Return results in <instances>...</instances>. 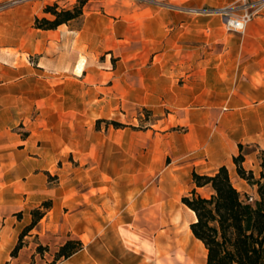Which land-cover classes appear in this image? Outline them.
<instances>
[{"label":"crops","instance_id":"1","mask_svg":"<svg viewBox=\"0 0 264 264\" xmlns=\"http://www.w3.org/2000/svg\"><path fill=\"white\" fill-rule=\"evenodd\" d=\"M90 1L83 7L79 25L64 23L43 30L32 24L34 32L20 37L21 41L31 40V46L34 42L32 53L37 52V61L35 66L27 62L12 67L10 78L0 82V119L20 117L30 102L38 101L44 84L41 74L48 68L59 74L57 87H70L77 75H87V63L106 53L115 58L110 71L117 72L119 85L136 97L134 102L179 108L178 117L186 128L169 134L166 150L172 162L157 183L145 186L132 177L127 185L117 182L89 197L79 194L66 199L72 191H66L62 183L50 187L44 176L37 177L38 183L34 177L21 175L22 148L16 149V155L13 150L0 151V264H28L32 260L41 264L40 260H46L36 251L39 244L54 253L68 239L80 240L82 247L54 264H206V248L190 229L195 213L181 197L194 188L209 197L210 186L197 187L192 172L213 174L225 165L241 195L250 191L253 199L258 198L257 186L238 176L233 157L241 144L243 167L260 176L264 13L243 31L222 35L221 19H206L199 10L230 7L236 0ZM47 37H57L53 39L55 46L45 41ZM43 46L50 57L42 55ZM82 54L84 66L76 73ZM107 61L105 58L106 67ZM60 96L63 102L75 99L71 93ZM172 115L177 116L175 112ZM5 126H0V133ZM253 145L256 150L244 151ZM8 153L13 155V165L6 162ZM146 163L149 168L156 167L153 160ZM10 168L18 170L12 173ZM19 180L30 202L28 212L20 218L14 209L19 205L18 192L12 186ZM46 200L51 201V208L23 235V246L12 255L22 230L32 220L30 211Z\"/></svg>","mask_w":264,"mask_h":264},{"label":"rangeland","instance_id":"2","mask_svg":"<svg viewBox=\"0 0 264 264\" xmlns=\"http://www.w3.org/2000/svg\"><path fill=\"white\" fill-rule=\"evenodd\" d=\"M54 1L67 7L76 0H0V82L10 78L12 67L18 68L27 62L35 66L37 52L32 53L34 42L31 46V40L24 38L21 41L20 37L34 32V15L50 17L42 14V9ZM94 1L99 0L90 2ZM215 9L204 8L199 12L206 19L214 17L220 21ZM263 13L264 7L261 6L254 18ZM72 24L77 26L80 20ZM219 25L222 35L230 32L222 21ZM55 38L57 40V37H47L45 41H51L48 44L55 46ZM43 47L42 55L50 57L47 47ZM81 58L84 54L79 55ZM105 58L109 60L108 67L104 66ZM114 62L115 58L106 53L99 54L94 63L85 65L87 75H77L75 84L66 88L57 87L59 74L48 68L41 74L44 84L39 88L38 101L30 102L20 117L0 119V126L6 124L0 133V151L13 150L16 155V149L22 148L24 155L19 161L23 166L18 168L21 175L34 177L37 181L44 176L50 187L62 183L66 191H72L66 199L79 194L93 196L99 190L105 192L106 187L110 189L117 182L127 185L132 177L143 181L145 186L149 182H158L163 170L172 162V155L166 150L169 134L173 131L181 133L186 128L178 117L181 109L174 110L165 104L134 102L136 97L119 85L117 72L110 71L115 67ZM104 68L109 71H103ZM179 83H182L181 79ZM59 93H71L75 99L63 102ZM173 112L177 116L172 115ZM251 150L256 147L244 149L245 152ZM5 159L11 165L15 163L12 153H8ZM263 159L260 150L257 167L264 173V167L260 165ZM148 160H153L156 167L145 166ZM18 169L9 170L14 173ZM34 172L37 176H33ZM181 178L185 179L183 175ZM2 186L0 184V188ZM12 186L18 192L19 205L14 209L16 217L20 218L28 212V192L24 191L21 180ZM246 195L254 198L250 191ZM52 253L51 249L44 251L42 255L46 262L40 260L39 263L50 264Z\"/></svg>","mask_w":264,"mask_h":264},{"label":"trees","instance_id":"3","mask_svg":"<svg viewBox=\"0 0 264 264\" xmlns=\"http://www.w3.org/2000/svg\"><path fill=\"white\" fill-rule=\"evenodd\" d=\"M88 0H76L70 6L63 7L57 2L44 6L46 16H35L33 26L38 29H56L61 24L78 21L83 7ZM239 153L233 157L238 176L249 184L257 186L258 198L250 200L241 195L233 185L228 168L222 165L213 174L192 172V181L197 187L210 186L209 197L201 196L195 188L181 197V201L190 208L196 220L190 223L192 234L206 248V264H264V173L255 178L251 170H246L242 162V145ZM264 154V150H262ZM260 165L264 167V159ZM51 201L46 200L30 211L32 220L22 230L17 244L11 251L16 255L23 246V235L33 228L51 208ZM82 247L78 239H68L53 253L51 264L60 258H67ZM48 246L39 244L36 251L42 254ZM33 264V260L28 263Z\"/></svg>","mask_w":264,"mask_h":264},{"label":"built area","instance_id":"4","mask_svg":"<svg viewBox=\"0 0 264 264\" xmlns=\"http://www.w3.org/2000/svg\"><path fill=\"white\" fill-rule=\"evenodd\" d=\"M263 5L264 0H236L230 7L216 8L215 13L220 15L222 24L227 31L241 32ZM190 11L196 10L190 9ZM249 199L253 200L251 197Z\"/></svg>","mask_w":264,"mask_h":264},{"label":"bare ground","instance_id":"5","mask_svg":"<svg viewBox=\"0 0 264 264\" xmlns=\"http://www.w3.org/2000/svg\"><path fill=\"white\" fill-rule=\"evenodd\" d=\"M84 66V58L79 59L78 64L76 66V71H78V73H80L83 69Z\"/></svg>","mask_w":264,"mask_h":264}]
</instances>
